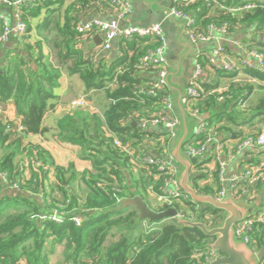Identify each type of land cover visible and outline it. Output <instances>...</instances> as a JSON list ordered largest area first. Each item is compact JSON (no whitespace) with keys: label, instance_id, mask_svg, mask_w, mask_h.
<instances>
[{"label":"trees","instance_id":"obj_1","mask_svg":"<svg viewBox=\"0 0 264 264\" xmlns=\"http://www.w3.org/2000/svg\"><path fill=\"white\" fill-rule=\"evenodd\" d=\"M246 1L258 7L242 14L230 10ZM90 3L114 7L110 0L30 2L21 9L27 24L22 41L0 52V103L13 101L19 118L14 122L0 117V174L4 176H0V264H53L52 256L61 247L64 259L59 264H208L212 256L208 243L213 239L200 228L175 218L140 219L137 207L121 208L126 198L141 195L155 212L175 208L180 216L210 228L221 225L225 217L223 210L193 202L189 196L170 203L155 196L170 174L138 157L144 151L159 158L169 154L170 131L162 125L140 126L143 120L170 113L165 98L171 88L166 85L149 95V82L157 69L141 63L159 39L117 40L120 54L113 59L99 56L95 46L86 51L82 42L93 40L95 30L79 32L78 25L79 15ZM175 8L192 16L194 33H207L210 25L226 24L230 35L241 27H253L263 38L257 49L264 51L262 0H196L177 2ZM202 63L210 80L200 97L187 95L184 103L189 119L193 109L206 114V129L185 145L199 148L210 131L216 133L190 177L198 193L215 196L223 188L219 177L217 189L202 184L215 159L213 150L222 146L229 153L235 144L263 130L264 91L254 104L247 103L252 85L231 84L220 91L224 74L208 70L205 59ZM259 70L252 72L264 79ZM65 72L80 77L88 101L96 103L99 111L92 106L72 110L48 128L44 117L54 106ZM37 134L78 146V157L90 161L91 168L58 164L42 144L28 140ZM258 154L264 155V147ZM219 171L218 166L215 177ZM3 187L10 190L3 192ZM246 188L252 195L255 188ZM261 212L264 203L254 214ZM248 235L252 248L264 246V219L255 221Z\"/></svg>","mask_w":264,"mask_h":264},{"label":"crops","instance_id":"obj_2","mask_svg":"<svg viewBox=\"0 0 264 264\" xmlns=\"http://www.w3.org/2000/svg\"><path fill=\"white\" fill-rule=\"evenodd\" d=\"M131 5V12L127 15L126 18L120 20V23L124 26L135 25V26H148L154 23H160L162 25L165 36L167 37V49L166 55L169 61V67L173 70H177L178 64L181 61V67L176 74H173L171 81L173 86L183 87L184 97L186 95V88L191 80L194 70H195V61L198 58V54H204L206 52L212 51L217 47L224 46L231 53L236 56H240L241 59L247 58V49L253 47L257 49V44L263 38L262 36L253 28V27H241L236 32H233L231 35L227 34L225 36L214 34L212 39L207 42H193L186 32L187 23L189 19H180L170 15L171 10L175 7L177 2H194L192 0H126ZM196 1V0H195ZM264 1V0H262ZM100 1H98L99 4ZM92 4V3H90ZM88 5L87 10L80 14L81 22H90L92 20H113L117 16V10L115 7H106L100 6L97 3ZM0 15L5 16L9 21L15 22V12L13 9L8 7L0 8ZM192 17V16H191ZM42 19V16L35 20V24ZM1 27V26H0ZM91 41H83L82 47L86 51H89L93 46L97 47L98 55H106L109 59L120 54V51L117 49V41L112 43V48L110 50L103 49V42L105 39L104 32H95ZM18 40L22 41L21 38L13 36L8 41L0 43V52L6 48L18 46ZM239 43V45H238ZM238 45V46H237ZM200 57V56H199ZM205 58V56H204ZM256 62L257 60L254 59ZM253 61V66L246 67V75L253 76L257 78L258 82L250 81L249 78L244 76H236V74L221 71L222 75L220 80V88H228L229 85L234 84L236 86H245L252 85L254 87L253 91L248 95L247 103L254 104L258 99V94L264 91V79L259 78L253 70H259V66ZM258 63V62H257ZM208 70H211L207 66ZM247 69V70H246ZM260 71V70H259ZM210 72V71H209ZM252 72V73H251ZM261 72V71H260ZM263 73V72H262ZM206 76V69H205ZM207 77V76H206ZM206 83L210 80L206 78ZM171 88V87H170ZM75 89V95L71 97V92ZM171 96L174 101L175 110L178 108L175 103V89L171 88ZM85 95L83 83L78 75H70L68 72H65L61 78V87L56 91L57 98L52 101L54 103L53 107H50L44 117V125L48 128H52L55 123V119L66 113L72 111L70 103L72 100L80 98ZM185 102V101H184ZM90 106H96V103L89 101ZM245 104V103H244ZM243 104V105H244ZM179 114V110H176ZM54 117L51 118V115ZM0 117L6 118L10 121L18 122L19 118L16 112V108L13 101L7 103H0ZM206 114H201L200 119L191 118L193 132L197 126L199 120H205ZM54 119V122H53ZM160 127V126H157ZM264 129V125L262 126ZM168 131V130H167ZM221 138V136H219ZM28 140H31L34 143L42 144L46 149L50 151L55 161L64 166H68L70 163H74L78 170H84L86 168H91L90 161L82 160L78 157V146L61 144L54 140L51 136H42V135H31ZM175 139L171 138L169 150L174 146ZM261 148L255 150H243L239 153H233L232 155L228 152L221 151L216 153V148H214L213 153L215 159L210 162L208 178L202 181L204 185H214V188L217 189L216 178L219 177V174L216 177L214 173L218 170L219 166V157L220 160L225 159L226 165L224 166L222 172V182L223 188L226 189L229 196H232L236 200H245L250 203L253 207L254 212L257 211L258 207L264 203V182H261L253 191L252 195L249 194V191H246L247 188L243 186L240 182L232 181L233 177H237L242 174L248 167L251 169H256L259 167V161L264 162V155L258 154ZM167 158L171 157L170 151L166 156ZM172 158V157H171ZM259 164V165H257ZM178 168L180 165L176 163ZM10 190L9 188L3 187V192ZM246 192V193H242ZM61 255H59L56 260L52 262L53 264H59L64 258L63 257V248L61 250Z\"/></svg>","mask_w":264,"mask_h":264},{"label":"built area","instance_id":"obj_3","mask_svg":"<svg viewBox=\"0 0 264 264\" xmlns=\"http://www.w3.org/2000/svg\"><path fill=\"white\" fill-rule=\"evenodd\" d=\"M34 0H0V8L1 7H8L14 10L15 12V22L9 21L5 16L0 15V43H4L8 41L13 36L22 38L27 30V24L21 17V9L23 6H27L30 2ZM187 1V0H183ZM195 1V0H192ZM215 1L216 0H212ZM110 4H112L116 10V18L113 20H92L90 22H81L78 25V31L79 32H86L90 30H95V32H104L105 39L103 42V49L110 50L112 48V43L117 40H123V39H131L133 37H148V36H155L159 39V45L157 48L149 51L147 54L143 56L141 59V63L144 67L150 68L153 67L157 69L156 76L151 79L149 82L150 87L147 90V93L149 95H155V92L157 89L162 88L167 84V73L169 68V61L166 55V49H167V37L164 34L162 25L160 23H154L148 26H135V25H128L124 26L120 23V20L124 19L129 15L131 12V5L126 0H110ZM223 6V5H222ZM256 7H258V4L254 1H246L236 7L231 8L230 10L236 14H242L246 13L247 11L254 10ZM170 15L173 17H177L180 19H189V23H187L186 26V32L188 34V37L193 42L201 41V42H207L214 34L218 35H227V27L226 24L222 26H214L210 25L208 28L207 33H194L190 30V27L193 23V18L191 15H186L178 11L175 7L171 10ZM261 35V34H260ZM262 36V35H261ZM239 45V43H238ZM237 45V46H238ZM247 58L244 60L240 58V56H236L235 54L231 53L227 48L224 46H220L215 48L212 51L206 52L204 56L202 54H198V58L195 61V70L193 73V76L191 80L189 81L187 88H186V95L184 97V101L186 96H191L194 98L200 97L204 93L203 85L206 83L207 79L205 76V68L202 63V60H206L207 64L210 68L220 70V71H227L236 74L237 77L244 76L249 78L250 81L258 82L257 78L246 75V71L243 70L246 67L253 66V61L256 62L254 59L257 60L256 64L259 66V69L264 72V51H259L255 48H249L247 49ZM200 56V57H199ZM239 74V76H238ZM203 88V89H202ZM227 88H223L225 90ZM222 89L220 88V91ZM214 91H218L214 90ZM166 100V107L170 111L169 114L162 115L159 118H155L153 120H143L140 123V126L142 128H147L149 126H164L168 131L171 133V138L176 137V129L180 125V119L177 116L175 112V105L174 101L171 95L167 96L165 98ZM90 106L88 98L86 95L81 96L80 98L74 99L70 103V107L72 110H76L79 108ZM190 116L193 119H200V112L198 109H193L190 112ZM23 127L20 126V130H22ZM206 129V123L203 120H199L197 122V126L194 130V136L190 138V140H194L195 136L201 133ZM216 137V133L210 131L207 140L202 143V145L199 148H195L193 146L185 145V153L187 156H193L199 158L202 156L207 147L208 144H210ZM264 147V129L256 136V137H247L243 139L241 142H238L233 146L229 152V154L233 153H239L243 150H255L257 148H263ZM222 146H219L216 148L217 155L218 152L220 153L223 151ZM218 151V152H217ZM142 154L144 156L138 157V161L145 162L149 165H156L158 170L162 171H168L170 174V177L166 184L162 188L161 193H155V196L160 200L164 202L170 203L173 198H180L181 196L188 197L187 194L183 192L181 187L178 184V167L176 165V162L173 160V158L169 157H163L159 158L154 156L153 154L147 153L144 151ZM36 165H38L36 163ZM226 165L225 159L220 160L219 157V176L222 180V172L224 169V166ZM2 178V176L0 174ZM232 181L240 182L241 184H244L245 188L246 186L256 188L261 182H264V162L257 167L256 169H246L242 174H240L237 177H233L231 179ZM246 191H249L247 189ZM246 193V192H242ZM249 193V192H248ZM228 193L226 189L222 188L219 192H217V195H215L216 198L222 199L225 196H227ZM264 219V212H261L259 215L246 218L235 226V237L238 240L244 241L250 245V237L248 235V230L251 228L252 224L260 220L262 221ZM77 221L80 220L79 217L76 218ZM251 246V245H250ZM254 249V248H253ZM255 252L258 250L254 249ZM214 256V252L212 251V256L208 259V263L211 261V259ZM264 264V259L259 263Z\"/></svg>","mask_w":264,"mask_h":264},{"label":"water","instance_id":"obj_4","mask_svg":"<svg viewBox=\"0 0 264 264\" xmlns=\"http://www.w3.org/2000/svg\"><path fill=\"white\" fill-rule=\"evenodd\" d=\"M181 67V61L177 70L168 68L167 84L175 89V103L179 110L176 112L180 119V125L176 129L175 144L169 150L173 160L180 165L178 168V184L185 194L193 202H204L213 205L215 208L225 212L223 223L219 226L208 227L201 221L190 220L179 215L175 208H169L166 211L155 212L145 202L141 195L126 198L121 208L134 206L139 209L140 219H149L151 221L163 220L166 218H175L177 222L189 227H198L202 232L212 238L208 243L214 256L208 264H259L264 259V246L257 252L246 242L238 240L235 237V226L240 221L254 216V210L250 203L245 200H236L232 196H225L222 199L216 198L212 194L198 193L190 181L193 165L198 158L187 156L183 150L184 145L193 136L192 122L188 117L185 103L183 100V87L173 86L171 77L176 74ZM178 167V166H177Z\"/></svg>","mask_w":264,"mask_h":264},{"label":"rangeland","instance_id":"obj_5","mask_svg":"<svg viewBox=\"0 0 264 264\" xmlns=\"http://www.w3.org/2000/svg\"><path fill=\"white\" fill-rule=\"evenodd\" d=\"M75 89L71 92V97L73 96V95H75ZM93 108H94V110H98L97 108H96V106H92ZM99 111V110H98ZM50 114V113H49ZM51 115V114H50ZM52 117H54L53 115H51V118ZM53 122H54V119H53ZM54 125H55V123H54ZM61 250H62V247H61ZM59 255H61V252H60V248L59 249H57V251H56V254L54 255V256H52V258H53V262H54V260H56V258H58L59 257ZM63 258V257H62Z\"/></svg>","mask_w":264,"mask_h":264}]
</instances>
